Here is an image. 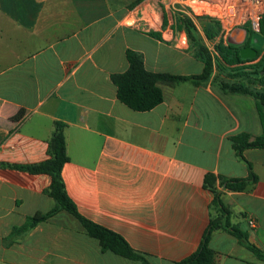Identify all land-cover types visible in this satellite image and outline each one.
<instances>
[{"label": "crops", "instance_id": "crops-1", "mask_svg": "<svg viewBox=\"0 0 264 264\" xmlns=\"http://www.w3.org/2000/svg\"><path fill=\"white\" fill-rule=\"evenodd\" d=\"M196 29L209 52L215 49L217 36L209 41L200 24ZM182 32L160 0H0V165L47 160L62 123L68 161L61 175L77 212L150 264L193 254L218 217L206 175L217 179L230 224L264 253V148H246L240 159L232 142L262 136L255 100L223 93L215 79L227 78L216 70L198 85L158 84L163 101L149 111L117 99L111 75L128 69L127 51L141 54L150 73H202L189 43L174 42ZM229 44L263 46L264 53V37H250L246 27L234 29ZM249 168L257 181L246 190L218 186V178L248 179ZM50 182L0 168V264H141L103 252L65 212L5 242L14 227L54 207L45 193ZM209 247L215 264H264L219 228Z\"/></svg>", "mask_w": 264, "mask_h": 264}, {"label": "trees", "instance_id": "trees-1", "mask_svg": "<svg viewBox=\"0 0 264 264\" xmlns=\"http://www.w3.org/2000/svg\"><path fill=\"white\" fill-rule=\"evenodd\" d=\"M198 21L205 37L212 41L219 33L217 22L208 18L198 19ZM177 26L186 33L192 55L203 64L202 73L190 77L150 73L144 68L141 54L127 51L128 69L124 73L111 75V82L116 87L117 99L134 111H149L163 101V94L158 84L176 85L191 81L193 84L198 85L211 79L214 70H216L227 78L226 80L215 79L223 93L249 96L255 100L263 128L262 136L253 141H249L250 137L248 135H240L232 139L238 157L243 159L241 153L246 148H264V53L261 54L263 46L256 50L257 57L261 55L260 59L252 64L251 62L256 58L243 60L240 57L241 48L231 44H217L215 51L218 54V59L213 61V57L203 44L195 25L190 19L184 15H177ZM246 30L250 37L255 34L250 32L247 27ZM257 34L262 38L264 37V20L261 22L260 31ZM246 63L251 64L246 65ZM47 155L48 159L38 164L0 165V168H8L32 175H48L51 182L45 193L54 202V207L46 213L37 212L28 217L22 226L14 227L5 242L10 243L13 238L24 236L37 225L60 212H65L79 222L85 232L98 242L103 252H110L141 264H150L143 256L135 253L119 235L88 221L77 212L75 205L66 193L61 175L62 168L68 161L64 125L62 123L55 124L54 132L48 142ZM249 171V177L245 180L218 178V186L233 192L244 191L257 181V177L251 169ZM216 180L213 175H206L203 180V187L212 194L211 207L216 210L218 217L210 220L197 250L190 256L173 264H215V252L209 247V241L216 228L228 232L250 250L256 258L264 262V253L249 243L243 232L230 224L229 211L221 203V192L216 187Z\"/></svg>", "mask_w": 264, "mask_h": 264}, {"label": "built area", "instance_id": "built-area-1", "mask_svg": "<svg viewBox=\"0 0 264 264\" xmlns=\"http://www.w3.org/2000/svg\"><path fill=\"white\" fill-rule=\"evenodd\" d=\"M160 4L168 12L171 19L177 20V15H184L190 19L195 27L199 26L198 19L208 18L217 22L219 33L214 47L217 44H229L232 31L236 28L247 27L252 33H259L261 22L264 20V0H160ZM180 46L188 43L187 35L183 31L180 37L174 40ZM208 51L209 48L207 47ZM213 47L210 53L213 58L217 54ZM250 229L255 228L252 220L248 221Z\"/></svg>", "mask_w": 264, "mask_h": 264}, {"label": "water", "instance_id": "water-1", "mask_svg": "<svg viewBox=\"0 0 264 264\" xmlns=\"http://www.w3.org/2000/svg\"><path fill=\"white\" fill-rule=\"evenodd\" d=\"M256 56H257V52L249 47L240 50V57L243 60H251L256 58Z\"/></svg>", "mask_w": 264, "mask_h": 264}]
</instances>
